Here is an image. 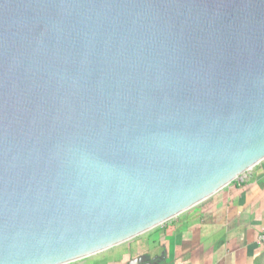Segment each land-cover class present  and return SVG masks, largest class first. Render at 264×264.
<instances>
[{
  "label": "water",
  "instance_id": "water-1",
  "mask_svg": "<svg viewBox=\"0 0 264 264\" xmlns=\"http://www.w3.org/2000/svg\"><path fill=\"white\" fill-rule=\"evenodd\" d=\"M263 160L264 0H0V264L97 255Z\"/></svg>",
  "mask_w": 264,
  "mask_h": 264
},
{
  "label": "crops",
  "instance_id": "crops-1",
  "mask_svg": "<svg viewBox=\"0 0 264 264\" xmlns=\"http://www.w3.org/2000/svg\"><path fill=\"white\" fill-rule=\"evenodd\" d=\"M263 232L264 160L168 222L69 264H264Z\"/></svg>",
  "mask_w": 264,
  "mask_h": 264
},
{
  "label": "built area",
  "instance_id": "built-area-1",
  "mask_svg": "<svg viewBox=\"0 0 264 264\" xmlns=\"http://www.w3.org/2000/svg\"><path fill=\"white\" fill-rule=\"evenodd\" d=\"M258 244L259 245L264 244V232L259 236V238H258Z\"/></svg>",
  "mask_w": 264,
  "mask_h": 264
}]
</instances>
